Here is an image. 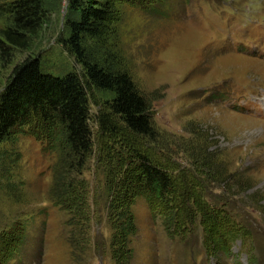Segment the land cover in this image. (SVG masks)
Returning <instances> with one entry per match:
<instances>
[{
	"label": "rangeland",
	"instance_id": "rangeland-1",
	"mask_svg": "<svg viewBox=\"0 0 264 264\" xmlns=\"http://www.w3.org/2000/svg\"><path fill=\"white\" fill-rule=\"evenodd\" d=\"M111 2L118 49L152 102L158 140L121 123L102 130L106 98L96 93L94 152L65 195L59 152L29 134L0 143V264H264V118L251 114H264V0ZM8 3L0 0V32ZM68 4L55 3L29 50L0 60L3 86L38 55L52 74L82 71L60 42ZM136 153L172 177L167 200L134 188Z\"/></svg>",
	"mask_w": 264,
	"mask_h": 264
},
{
	"label": "trees",
	"instance_id": "trees-1",
	"mask_svg": "<svg viewBox=\"0 0 264 264\" xmlns=\"http://www.w3.org/2000/svg\"><path fill=\"white\" fill-rule=\"evenodd\" d=\"M57 1L9 0V21L0 32L1 61L10 62L15 51L30 49ZM68 3L60 42L74 54L82 71L52 74L38 55L17 64L5 86L0 72V143H13L20 135L29 134L45 142L47 150L59 152L58 181L64 195L76 188L94 152L91 103L96 93L106 98L107 111L97 119L102 130L117 131L121 123L133 135L158 140L152 102L139 88L118 49V30L113 26L117 6L111 0ZM4 154L12 153L4 150ZM136 157L134 164L142 179L138 178L134 188L148 200H167L173 189L172 177L145 154L136 153ZM127 212L129 207L121 218ZM167 216L173 223L171 209ZM129 222L125 228H132Z\"/></svg>",
	"mask_w": 264,
	"mask_h": 264
}]
</instances>
